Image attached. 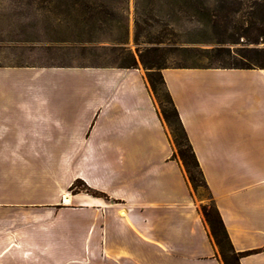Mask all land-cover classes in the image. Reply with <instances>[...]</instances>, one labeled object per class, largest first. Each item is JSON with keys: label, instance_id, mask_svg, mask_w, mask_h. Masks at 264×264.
Returning a JSON list of instances; mask_svg holds the SVG:
<instances>
[{"label": "crops", "instance_id": "1", "mask_svg": "<svg viewBox=\"0 0 264 264\" xmlns=\"http://www.w3.org/2000/svg\"><path fill=\"white\" fill-rule=\"evenodd\" d=\"M63 47L0 54V264H222L145 71ZM161 75L239 264H264V70Z\"/></svg>", "mask_w": 264, "mask_h": 264}, {"label": "rangeland", "instance_id": "2", "mask_svg": "<svg viewBox=\"0 0 264 264\" xmlns=\"http://www.w3.org/2000/svg\"><path fill=\"white\" fill-rule=\"evenodd\" d=\"M254 1L260 2L0 0V54L20 53L13 48L5 49L11 44H59L64 47L52 53L58 60L119 66L131 58L136 67L142 68L139 55L155 48L163 56L166 68L244 66L247 64L241 56L254 58L253 51L264 49L260 37L264 34V15L257 7H251ZM250 25H254L249 32L250 38L257 40L255 45L239 36ZM224 26L228 27L225 33ZM86 39L91 42L74 43ZM221 39L234 43L221 45L218 43ZM218 54L220 58L215 57ZM194 196L201 205L212 206L204 190L199 189ZM227 255L231 256L228 252ZM217 257L222 263L218 249Z\"/></svg>", "mask_w": 264, "mask_h": 264}, {"label": "trees", "instance_id": "3", "mask_svg": "<svg viewBox=\"0 0 264 264\" xmlns=\"http://www.w3.org/2000/svg\"><path fill=\"white\" fill-rule=\"evenodd\" d=\"M260 2H253L252 8H258L259 13L264 15V0H259ZM254 28V25H250L249 29H245L239 34L240 37H244L247 39V43L249 44H257L256 38H250L251 33L249 30ZM228 30L227 26L222 27L223 33ZM239 28L237 29V31ZM262 41L264 43V34H262ZM249 38V40H248ZM91 41L86 39L85 41H74V43L83 44L90 43ZM221 45H227L229 43L233 44L227 39H221L218 42ZM227 54V51H226ZM254 58H250L247 56H241V58L245 59L244 66H217V67H200V66H177L172 69H208V68H222V69H262L264 70V49L260 51H253ZM215 57L220 58L221 54L216 55ZM139 62L145 71L146 81L148 83L149 89L157 102L158 112L165 123L171 141L175 147V154L172 156V159H177L186 174L187 180L191 186L193 193H196L199 189L207 192L211 198L207 185L204 181L203 175L199 168L196 157L193 153L192 147L189 143L185 130L181 124L179 119L177 110L172 102V99L166 90L161 71L166 69L163 66V56L159 53L158 49L151 48L143 53H141L138 57ZM119 68L125 69H134L136 68V62L129 58L128 62L122 65L117 66ZM77 186L82 189H77ZM72 193H77L79 191H83L89 193L95 197H104L102 194L97 192H93L89 190L82 182L76 181L69 189ZM200 212L203 217V220L208 226L210 236L214 241L220 259L223 264H239V259L243 256L251 255L256 253L254 252H245V253H235L230 244L229 238L225 231L222 220L212 202V206L201 205ZM227 252L231 254V256L227 255Z\"/></svg>", "mask_w": 264, "mask_h": 264}]
</instances>
